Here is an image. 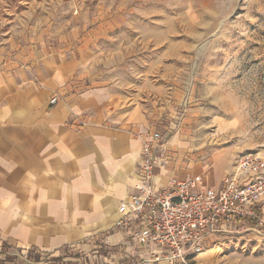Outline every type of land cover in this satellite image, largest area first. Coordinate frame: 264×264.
<instances>
[{
  "label": "rangeland",
  "instance_id": "obj_1",
  "mask_svg": "<svg viewBox=\"0 0 264 264\" xmlns=\"http://www.w3.org/2000/svg\"><path fill=\"white\" fill-rule=\"evenodd\" d=\"M39 45L77 58L85 86L165 140L190 139V168L231 156L227 176L264 152V0H0V54ZM260 208L262 227L215 234L199 264H264Z\"/></svg>",
  "mask_w": 264,
  "mask_h": 264
},
{
  "label": "crops",
  "instance_id": "obj_2",
  "mask_svg": "<svg viewBox=\"0 0 264 264\" xmlns=\"http://www.w3.org/2000/svg\"><path fill=\"white\" fill-rule=\"evenodd\" d=\"M36 48L24 57L0 54V244L18 258L112 232L119 202L140 182L143 142L157 130L115 107L106 88L85 86L77 58ZM178 138L163 139L156 184L201 173L219 187L217 167L225 162L227 170L231 156L190 168V139Z\"/></svg>",
  "mask_w": 264,
  "mask_h": 264
},
{
  "label": "built area",
  "instance_id": "obj_3",
  "mask_svg": "<svg viewBox=\"0 0 264 264\" xmlns=\"http://www.w3.org/2000/svg\"><path fill=\"white\" fill-rule=\"evenodd\" d=\"M57 99L53 96L50 104ZM163 139L159 130L148 132L141 151L140 182L133 195L119 202L112 232L70 247L73 257L64 262L199 264V256L215 234L262 227L256 209L264 202V152L238 155L234 171L222 178L219 187L208 186L200 175L157 185ZM112 235L117 236L115 242L110 240ZM36 252L41 256L35 264L58 257L53 252ZM26 255L20 256L24 262Z\"/></svg>",
  "mask_w": 264,
  "mask_h": 264
},
{
  "label": "trees",
  "instance_id": "obj_4",
  "mask_svg": "<svg viewBox=\"0 0 264 264\" xmlns=\"http://www.w3.org/2000/svg\"><path fill=\"white\" fill-rule=\"evenodd\" d=\"M256 213L258 214V216H260V209H256ZM258 223V220H252L251 224L253 226H256ZM264 228V226H263ZM10 249V245H8L7 243H3L1 246V254L4 255V259L3 261H0V264H7V263H13L16 261V259L18 258L15 254H10L8 251ZM62 253L60 256L58 257H53L49 260L44 259L43 263L45 264H73L70 262H64L63 259L66 257H73V254L70 253V250L68 248H64L62 250ZM40 253L36 252V249H32L30 251L27 252L26 255V262L29 264H35V263H39L40 262ZM75 264V263H74Z\"/></svg>",
  "mask_w": 264,
  "mask_h": 264
}]
</instances>
